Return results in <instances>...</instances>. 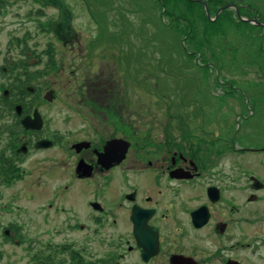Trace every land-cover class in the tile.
Masks as SVG:
<instances>
[{
    "label": "flooded vegetation",
    "instance_id": "af4514ba",
    "mask_svg": "<svg viewBox=\"0 0 264 264\" xmlns=\"http://www.w3.org/2000/svg\"><path fill=\"white\" fill-rule=\"evenodd\" d=\"M8 1L0 0V12ZM64 1L77 34L68 45L57 42L75 61L79 31ZM242 1L229 3L234 14L227 16L260 29L254 51L263 58V18ZM46 8L58 16L44 5L36 14L46 16ZM33 16L12 14L8 24L0 13V264H264L261 63L236 77L229 72L225 81L184 75L197 89L173 97L167 114L176 125L157 122L144 132L131 108L134 82L118 61L110 71L71 63L63 73L69 93L60 131L50 109L60 89L52 78L40 84ZM56 19L46 17L42 29L55 39L49 24ZM44 54L52 73L53 47ZM207 66L214 65L194 70ZM249 71L258 77L240 80ZM215 88L221 94H212ZM147 118L151 124V113Z\"/></svg>",
    "mask_w": 264,
    "mask_h": 264
},
{
    "label": "rangeland",
    "instance_id": "374dc122",
    "mask_svg": "<svg viewBox=\"0 0 264 264\" xmlns=\"http://www.w3.org/2000/svg\"><path fill=\"white\" fill-rule=\"evenodd\" d=\"M66 1L75 15L74 24L79 31L77 39L79 49H76L74 54L75 61L72 59V54L61 48V44L51 33L42 31V29H48L46 17L52 19L57 17V14L46 8V16L37 15V9L41 10L43 6L38 0H10L0 12L8 15V24L11 23L9 16L12 14L23 16L25 21L26 18L32 19L28 16L34 15V24H39L37 40L41 59L40 84L44 86L52 78L57 82L56 87L60 89L59 101L54 104L55 106H50L55 117V125L60 131L67 123L66 106L63 102L69 93L63 73L68 69L69 64L74 62L77 67L81 63H87L92 66L98 65L99 70L103 65L107 71H110L114 66L112 63L118 61L121 69L126 70L134 82L137 95L135 94L136 96L132 98L131 108L136 111V125L140 126L138 129L142 132L157 125V122L159 126L165 123L176 125L174 121H169L167 114V110L173 109V107L169 108L174 103L173 97L185 89L191 91L197 89V85H191L188 80L185 82L180 79L186 74L192 75L190 79L205 77L202 76L205 74L210 80L216 77V81H225L227 76L229 77V72L236 77V73L242 72L246 65L247 67L255 66L256 62L261 63L260 66L264 72V57L262 58L254 51L260 42L256 38L255 30H260L256 25L239 23L235 19L228 18V14H234L231 9L225 11L217 22L211 21V23L206 15L204 4L207 5L209 13L211 10V17H214L218 8L227 7L229 3H238L240 0H162L163 2L159 0H88L99 18H91L90 13L85 11L83 0ZM111 2L117 4L116 10L113 4L110 6ZM242 3L250 5L255 14L262 16L264 24V0H243ZM229 7L235 6L231 4ZM112 8L114 10L111 13ZM2 23L5 24V20ZM1 29L6 35L8 34L7 27ZM95 38L99 41H95ZM203 39L207 42L199 44V41ZM227 39L231 41L226 42ZM236 43L238 45H234ZM191 44L201 45V48L198 51L188 49L192 46ZM228 44L234 47L224 49L223 47ZM49 46H52L55 51L54 64L56 65L52 73L45 68L47 55L44 54V49ZM185 47L188 50H184ZM80 58L82 61L79 60ZM206 63L214 66H207L205 71L194 70ZM128 66L130 68H127ZM183 66L189 69L184 71ZM181 71L182 74H180ZM263 72H259V77H264ZM249 77L256 78L258 75L254 73L252 76H242L240 80ZM223 89L225 88L222 87V91ZM214 90L212 94H221L217 88ZM125 92L127 94V91ZM163 93L167 94L166 97L162 95ZM127 99L129 98L126 97ZM211 100L214 102L212 95ZM215 100H218L217 96ZM123 102L126 103L124 100ZM148 111L151 113V124L146 123L147 117H150ZM131 122L126 119V126ZM59 154L57 151L55 156L57 162L64 160ZM65 160L68 162L67 158ZM60 163L62 166L63 162ZM66 166L70 167L67 164ZM19 263L29 264L27 259Z\"/></svg>",
    "mask_w": 264,
    "mask_h": 264
},
{
    "label": "water",
    "instance_id": "95a60500",
    "mask_svg": "<svg viewBox=\"0 0 264 264\" xmlns=\"http://www.w3.org/2000/svg\"><path fill=\"white\" fill-rule=\"evenodd\" d=\"M46 6L54 7L59 11V17L56 21L50 23L51 31L63 42L64 45H67L72 42L76 36V32L72 25V15L69 10L66 8V5L63 0H41ZM203 3V2H202ZM206 13L209 15V9L207 5ZM221 9L216 16L220 14ZM51 95V92L49 93Z\"/></svg>",
    "mask_w": 264,
    "mask_h": 264
}]
</instances>
